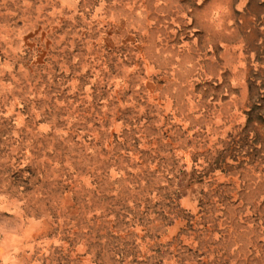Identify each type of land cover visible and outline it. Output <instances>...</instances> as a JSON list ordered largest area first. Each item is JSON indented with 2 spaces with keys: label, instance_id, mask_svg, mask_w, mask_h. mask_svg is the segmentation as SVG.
<instances>
[{
  "label": "rangeland",
  "instance_id": "obj_1",
  "mask_svg": "<svg viewBox=\"0 0 264 264\" xmlns=\"http://www.w3.org/2000/svg\"><path fill=\"white\" fill-rule=\"evenodd\" d=\"M0 264H264V0H0Z\"/></svg>",
  "mask_w": 264,
  "mask_h": 264
}]
</instances>
